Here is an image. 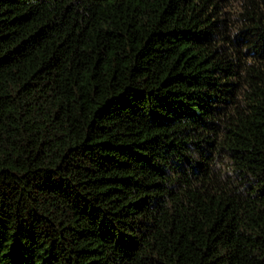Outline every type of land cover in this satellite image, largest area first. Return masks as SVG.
<instances>
[{"label": "trees", "instance_id": "obj_1", "mask_svg": "<svg viewBox=\"0 0 264 264\" xmlns=\"http://www.w3.org/2000/svg\"><path fill=\"white\" fill-rule=\"evenodd\" d=\"M0 264H264V0H0Z\"/></svg>", "mask_w": 264, "mask_h": 264}]
</instances>
